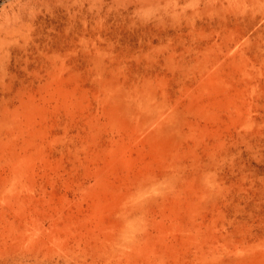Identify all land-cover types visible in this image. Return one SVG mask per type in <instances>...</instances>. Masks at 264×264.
I'll return each instance as SVG.
<instances>
[{"label": "rangeland", "instance_id": "obj_1", "mask_svg": "<svg viewBox=\"0 0 264 264\" xmlns=\"http://www.w3.org/2000/svg\"><path fill=\"white\" fill-rule=\"evenodd\" d=\"M0 19V264H264V0Z\"/></svg>", "mask_w": 264, "mask_h": 264}, {"label": "bare ground", "instance_id": "obj_2", "mask_svg": "<svg viewBox=\"0 0 264 264\" xmlns=\"http://www.w3.org/2000/svg\"><path fill=\"white\" fill-rule=\"evenodd\" d=\"M6 25H7L6 20L0 19V33H1V31L5 30V28L7 27Z\"/></svg>", "mask_w": 264, "mask_h": 264}]
</instances>
